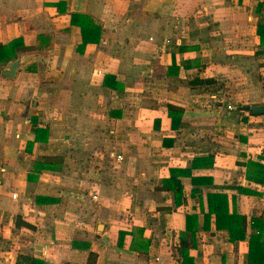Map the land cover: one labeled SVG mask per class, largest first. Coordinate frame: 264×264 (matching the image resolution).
Here are the masks:
<instances>
[{
	"label": "crops",
	"instance_id": "obj_1",
	"mask_svg": "<svg viewBox=\"0 0 264 264\" xmlns=\"http://www.w3.org/2000/svg\"><path fill=\"white\" fill-rule=\"evenodd\" d=\"M260 1L0 0V45L18 42L0 61V264H184L188 215L190 261L251 264L264 113L242 107L264 104ZM210 193L244 239L215 216L204 228Z\"/></svg>",
	"mask_w": 264,
	"mask_h": 264
},
{
	"label": "trees",
	"instance_id": "obj_2",
	"mask_svg": "<svg viewBox=\"0 0 264 264\" xmlns=\"http://www.w3.org/2000/svg\"><path fill=\"white\" fill-rule=\"evenodd\" d=\"M264 7V0L260 1L257 9L262 10ZM91 20L89 19L88 22ZM89 27H83V31H85ZM94 30L96 29L93 27ZM90 33H94V31L88 30ZM258 34L260 36L261 44L264 46V20L259 23L258 26ZM85 43L92 40L87 36V33L84 32ZM18 42H11L10 44H1L0 45V61H2V54L4 50H9L10 48H14ZM27 50V49H26ZM45 160H51V157H46ZM51 162V161H50ZM51 167L49 164H43V168ZM247 177L251 181H255L257 183L264 182V164L259 162H255L250 160L248 162V171ZM164 186L168 189H172L177 195L182 194L183 186L180 180L176 178V176H171L170 179L164 180ZM242 192H251V190L240 188ZM253 192V191H252ZM209 201V212L205 215V229L210 228V223L215 216V224L217 229H224L228 231L229 237L231 241H236L238 239H244L246 233V218L237 214L236 212L232 214L226 213L225 208V198L223 194L220 193H210L208 194ZM180 203V202H177ZM18 225V219H17ZM253 227L256 229V232L250 236V258L249 262L251 264H259L264 261V223L259 218H254ZM258 231V232H257ZM180 249L181 253L184 257V264H195L190 261L189 257V249L194 247L197 244V232L192 228V219L191 216H187V231L185 235L180 237ZM16 264H43L41 259H38L32 255L20 254L18 256V260Z\"/></svg>",
	"mask_w": 264,
	"mask_h": 264
},
{
	"label": "water",
	"instance_id": "obj_3",
	"mask_svg": "<svg viewBox=\"0 0 264 264\" xmlns=\"http://www.w3.org/2000/svg\"><path fill=\"white\" fill-rule=\"evenodd\" d=\"M19 66V60H15L12 65L10 70L4 71L3 76L6 77H13L16 75L17 68ZM244 110H251L255 114H263L264 113V104H257V105H246L242 107Z\"/></svg>",
	"mask_w": 264,
	"mask_h": 264
},
{
	"label": "built area",
	"instance_id": "obj_4",
	"mask_svg": "<svg viewBox=\"0 0 264 264\" xmlns=\"http://www.w3.org/2000/svg\"><path fill=\"white\" fill-rule=\"evenodd\" d=\"M228 107H229L230 109L232 108V106H231V105H229ZM119 157L121 158L122 156H119ZM14 196H15V195H14Z\"/></svg>",
	"mask_w": 264,
	"mask_h": 264
}]
</instances>
